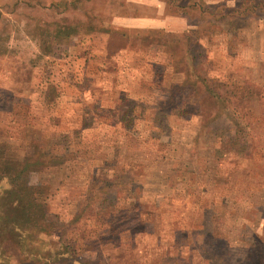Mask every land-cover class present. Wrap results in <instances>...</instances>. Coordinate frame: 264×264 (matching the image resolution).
<instances>
[{
    "label": "rangeland",
    "instance_id": "1",
    "mask_svg": "<svg viewBox=\"0 0 264 264\" xmlns=\"http://www.w3.org/2000/svg\"><path fill=\"white\" fill-rule=\"evenodd\" d=\"M56 1L81 23L48 52L32 17H60L55 4L0 0V148L19 159L39 134L66 151L29 182L46 185L41 200L69 225L59 242L42 232L40 255L22 252L20 234L0 220V257L264 264V0ZM170 84L184 86L173 102L184 103L157 114ZM207 87L224 106L208 101ZM52 131L75 141L60 149Z\"/></svg>",
    "mask_w": 264,
    "mask_h": 264
},
{
    "label": "trees",
    "instance_id": "2",
    "mask_svg": "<svg viewBox=\"0 0 264 264\" xmlns=\"http://www.w3.org/2000/svg\"><path fill=\"white\" fill-rule=\"evenodd\" d=\"M70 1L69 3H72ZM68 4V2H66ZM264 3V2H262ZM55 4V6H54ZM251 4L255 7L258 6L259 3H256L255 0H251ZM50 5L53 7L54 10H51L52 12L58 13L61 16H54L53 19H48L47 17L43 18H36L32 17V20L34 21L33 26L35 27L36 32L38 31L39 36L41 39L50 38V44L46 45V49L48 52H51L53 49V42L55 40H58L59 38L63 37L64 35H70L74 33L77 30L78 23H81L79 21H73L69 22L68 18L65 16H62V8L59 7L62 4L60 2H57L56 0H51ZM49 5V7H50ZM66 5V4H64ZM180 8L185 9L186 5H179ZM47 8V7H46ZM60 8V10H58ZM43 27V30H42ZM96 25H89V29L93 30L96 29ZM34 30V31H35ZM121 35H124L125 32L119 31ZM153 38H155V34L151 35ZM48 38V39H49ZM48 39L46 41H48ZM48 41V42H49ZM45 42V43H48ZM2 43H0V53H2L5 49L1 48ZM168 46V45H167ZM169 49H171V52H173V47L168 46ZM176 66V64H175ZM174 71H178L175 67ZM184 83V82H183ZM183 83L181 85H183ZM170 84V86L174 87L169 92V99L166 102V104H160L157 108V114L160 110L164 113H170L172 111L171 108H178L182 106L184 101L180 105L176 102L175 95H179L181 98L185 96V93H182V89L184 86ZM172 89V88H171ZM206 93L208 96V101L212 102L213 104L220 105L221 107L224 106V100L223 97L218 94L216 90H214L211 87H207ZM172 104H175L172 107ZM215 117V116H214ZM213 117V118H214ZM212 119V118H211ZM37 131V130H36ZM40 131V129H39ZM57 132V131H55ZM52 131V137L55 138H64V142L60 143V149L64 145H67L70 142H74L75 139L73 138V135H70L68 133H63V135L58 136L53 133ZM71 138V140H70ZM68 140V141H67ZM237 140V139H236ZM241 141L240 139H238ZM228 141L231 142V137L228 138ZM43 140H41V136L38 134V136H34L30 139L28 142L29 152L24 153L22 157L19 159H12V158H5L4 157V149L0 148V220H5L11 227V230L14 231V234H20V240L23 242L22 244V252H29V253H40L38 250L40 248V244L46 243V238L41 236L45 233V235H53L57 236V242L61 241L64 234H58V228L63 225H69V222L59 224L60 221L54 220L52 217H56L51 213V211L48 210V206L45 201L41 200V195L45 193L46 191V185L44 183H41L38 181L36 184H31L29 182V175L33 172L39 173L42 169H44L47 165H56L55 163H63L65 162L67 158L66 151H54L53 148L45 147V145H42ZM50 142V140L47 142V144ZM236 142V141H235ZM234 142V143H235ZM44 143V142H43ZM43 146V147H42ZM64 148V147H63ZM59 149V150H60ZM234 150V149H233ZM236 152V149H235ZM238 152V151H237ZM4 185V187H3ZM91 190H86L85 193V199L88 201L83 206V210L89 208V204H91ZM105 209H108L106 207ZM97 213V212H96ZM123 211H117V213L114 212L112 214L111 219L109 222H112L114 224L116 222V219H120L122 217ZM76 221V220H73ZM118 232V231H117ZM44 235V234H43ZM261 240L258 238L254 244L253 254H259V244ZM259 243V244H258ZM252 244V246H253ZM39 246V247H38ZM71 252L73 251L70 248H67L64 252ZM69 258L68 255H65L63 252L59 254L58 256L51 257V259L46 260L48 264H55V263H64V260ZM253 258V257H252ZM77 261L81 264L83 263L82 259H77ZM0 264H8L6 259H3L0 257ZM239 264H257L253 262L251 259V256L249 259H244Z\"/></svg>",
    "mask_w": 264,
    "mask_h": 264
}]
</instances>
